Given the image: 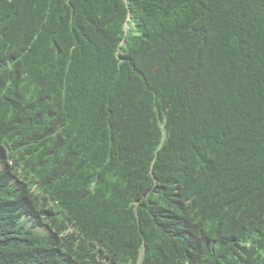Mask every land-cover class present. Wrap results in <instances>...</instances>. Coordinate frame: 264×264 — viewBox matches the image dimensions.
Returning a JSON list of instances; mask_svg holds the SVG:
<instances>
[{"label":"trees","instance_id":"1","mask_svg":"<svg viewBox=\"0 0 264 264\" xmlns=\"http://www.w3.org/2000/svg\"><path fill=\"white\" fill-rule=\"evenodd\" d=\"M0 264H264V0H0Z\"/></svg>","mask_w":264,"mask_h":264}]
</instances>
